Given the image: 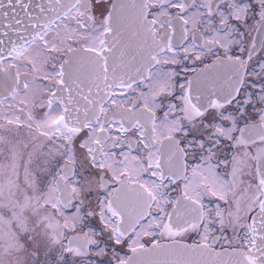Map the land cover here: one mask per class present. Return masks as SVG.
<instances>
[{
	"label": "snow or ice",
	"instance_id": "6c2138e0",
	"mask_svg": "<svg viewBox=\"0 0 264 264\" xmlns=\"http://www.w3.org/2000/svg\"><path fill=\"white\" fill-rule=\"evenodd\" d=\"M0 264H264V0H0Z\"/></svg>",
	"mask_w": 264,
	"mask_h": 264
}]
</instances>
